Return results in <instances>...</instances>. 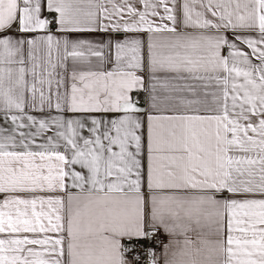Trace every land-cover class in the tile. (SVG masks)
I'll list each match as a JSON object with an SVG mask.
<instances>
[{"label": "snow or ice", "instance_id": "snow-or-ice-1", "mask_svg": "<svg viewBox=\"0 0 264 264\" xmlns=\"http://www.w3.org/2000/svg\"><path fill=\"white\" fill-rule=\"evenodd\" d=\"M0 264H264V0H0Z\"/></svg>", "mask_w": 264, "mask_h": 264}, {"label": "crops", "instance_id": "crops-1", "mask_svg": "<svg viewBox=\"0 0 264 264\" xmlns=\"http://www.w3.org/2000/svg\"><path fill=\"white\" fill-rule=\"evenodd\" d=\"M86 38L89 39H94V40H104L106 41L109 38V34L108 33H91V34H85ZM162 240L164 241V243H167V237L166 236H162ZM158 253L162 252V247L157 248Z\"/></svg>", "mask_w": 264, "mask_h": 264}, {"label": "built area", "instance_id": "built-area-1", "mask_svg": "<svg viewBox=\"0 0 264 264\" xmlns=\"http://www.w3.org/2000/svg\"><path fill=\"white\" fill-rule=\"evenodd\" d=\"M160 239L162 240V236L160 237Z\"/></svg>", "mask_w": 264, "mask_h": 264}]
</instances>
